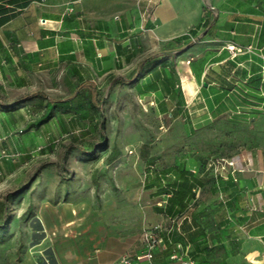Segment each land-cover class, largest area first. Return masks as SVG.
I'll return each instance as SVG.
<instances>
[{"label":"crops","instance_id":"0c3cea01","mask_svg":"<svg viewBox=\"0 0 264 264\" xmlns=\"http://www.w3.org/2000/svg\"><path fill=\"white\" fill-rule=\"evenodd\" d=\"M188 35L193 40L180 43ZM229 45L243 52H230ZM263 66L264 0H0V105L36 92L48 96L86 85L100 92L105 86L101 81L109 80L107 90L129 86L158 115L168 114L175 123L187 121L192 108L199 107L201 122L208 124L235 109L264 107ZM46 104L35 99L19 110H0V139L6 124L16 129L22 124L25 136H33L34 109H40L41 117ZM61 115L57 112L54 119L59 124L81 120L75 114ZM107 138L109 147L88 162L101 165L89 171L86 187L80 184L64 194L70 205L77 199L89 201L92 211L82 217L89 223L78 225V230L63 228L56 236L47 232L42 243L47 256L54 254L61 264H118L122 255L142 252L143 228L163 224L171 232L164 235L165 249L156 255L160 264H168L178 243L196 264L218 261L206 255L207 244L224 246V263L247 258L249 264H264V150L257 151L256 159L247 152L240 159L224 155L235 159L241 172L236 181L221 180L216 195L223 206L210 207L204 193L202 213L190 208L177 227L172 221L182 219L176 217L182 207L176 197L163 195L159 180L147 176L142 167L138 174L124 177L125 148ZM114 147L118 158L110 161ZM198 167L189 161L186 169ZM95 174L105 180L93 179ZM146 184L151 188L145 190ZM204 187L194 189L200 195ZM73 214L63 219L66 226L69 221L73 225ZM43 219L48 226L49 217ZM206 220L217 228L213 241ZM66 244L73 247L65 249Z\"/></svg>","mask_w":264,"mask_h":264},{"label":"rangeland","instance_id":"374dc122","mask_svg":"<svg viewBox=\"0 0 264 264\" xmlns=\"http://www.w3.org/2000/svg\"><path fill=\"white\" fill-rule=\"evenodd\" d=\"M108 83L109 80L101 81L105 86ZM105 86L99 92L104 97L100 114L91 113L92 118L86 121L80 120L73 125L66 121L59 124L54 120L57 119L55 110L49 123L53 122L47 131L41 133L40 128L33 126L41 119L40 109H34L33 136H25L22 124L18 129L9 124L3 128L0 139V264H61L54 254L47 256L43 239L47 232L56 236L63 228L75 227L78 230V225L85 227L89 223L82 218L92 211L89 201L77 199V204L70 205L64 202V194L72 192L75 187L78 189L80 184L85 188L89 171L94 173L98 169L95 166L101 165L99 162L90 166L76 151L92 148L102 141L100 135L112 138L125 148L127 167L121 168L125 170L122 173L124 177L138 174L141 167L146 172L150 164L157 165L158 171L170 173L177 168L188 167L189 161L202 165L213 155L240 159L239 155L247 152L256 159L257 151L264 150V107L235 109V113L213 122L210 120L208 124L201 122L202 109L193 107L192 113L187 114V121L175 123L168 114L158 115L156 110L142 102L131 87L120 85L107 90ZM48 96L67 99L70 92L52 91ZM77 117L81 118L80 115ZM21 129L23 133L19 132ZM6 130L18 136L11 138ZM63 133L69 135L61 137ZM47 134L49 140H46ZM42 146L44 150H41ZM93 179L105 180V176L95 174ZM167 179L172 181L171 176ZM211 180L212 175L207 173L204 192L195 198L197 202L193 211H202L204 193H207L203 197L205 202L211 203L210 207L223 206L217 199L216 190L211 188ZM116 182L120 185L118 179ZM150 188L146 184L144 189ZM87 197L85 199L89 200ZM73 212L77 215L73 225L70 226L69 221V226H66L65 216ZM43 215L50 219L48 226ZM61 245L64 246L63 243ZM70 247L73 245H65V249ZM246 260L244 262L249 264ZM244 262L235 260L229 264Z\"/></svg>","mask_w":264,"mask_h":264},{"label":"trees","instance_id":"16d2710c","mask_svg":"<svg viewBox=\"0 0 264 264\" xmlns=\"http://www.w3.org/2000/svg\"><path fill=\"white\" fill-rule=\"evenodd\" d=\"M189 40L190 38L186 36L180 39V43H186ZM115 83L122 84L123 82L117 80L115 81ZM35 99L47 100V109L41 116V119L33 124L35 128H40L47 122H49L53 117L55 110L59 113H62V115L75 114L77 116L80 115L81 120H88L89 118H92L90 117L91 113L100 114L101 105L104 103V97L99 95L96 87L92 85H86L80 86L79 89L75 92H70V96L64 101H55L49 99L45 93L36 92L20 98L12 103L0 105V110L1 112L19 110L23 104H26ZM83 116L87 118L85 119L83 118ZM101 124L103 125V122H101ZM101 138V142L96 143L92 148H85L84 151L78 154L80 157H82V161L90 162L94 160L95 158H97L95 155L96 152L104 151L109 147L107 136L101 135ZM115 152H117L116 147H114L113 152L108 157L110 161H114L118 158V154ZM208 158H206L205 162L202 165H199L197 174H193L191 170H188L186 168H177L173 170L174 172L172 171L173 173H163L160 170L158 171L157 165L150 164L146 167L147 176H152L154 177V180H159V182L161 183V191H163V195L171 194V197L175 196L178 204L181 205L182 208L176 214L177 218H181L183 215H185L190 208H192V211L194 210V205L197 201L195 199L196 195L193 193V189L205 186V175L209 173L205 170V164ZM170 176L172 177V181H168L167 179ZM202 180H204V183L202 182ZM210 184L211 188L215 189L216 192L219 187L221 188V180H216L213 177ZM170 198L168 197L166 205H169L168 203ZM201 213L202 212H199L197 215H200ZM197 215L192 214L193 217ZM204 225L210 229V239L212 241L216 239V237H218V231H216L217 228L214 227L213 221L206 220ZM236 248H238V246H236ZM203 250H205L206 255L210 259L218 260L214 264H229L220 261V258L225 259L227 257L226 249L224 248V246L221 245L209 247V245L207 244L203 246Z\"/></svg>","mask_w":264,"mask_h":264},{"label":"built area","instance_id":"2783aa9c","mask_svg":"<svg viewBox=\"0 0 264 264\" xmlns=\"http://www.w3.org/2000/svg\"><path fill=\"white\" fill-rule=\"evenodd\" d=\"M188 36H190V40H193L191 35ZM227 49L234 53L243 52V49L236 48L233 45H229ZM262 74H264V66L262 67ZM205 170L209 172L214 179L225 181H236L237 173L241 172L237 167L235 159L220 155L210 156L206 161ZM197 172L196 169L192 170L193 174H197ZM193 193L198 197L199 191L197 189H194ZM184 219L185 216H182L181 220L175 219L172 223L179 227ZM169 232H171V229L166 228L163 224H156L151 227L143 228L140 236L142 252L135 257H131L127 254L122 255L118 260V264H160L156 261V255L160 250L165 249L164 235ZM176 248V252L170 255L168 264H196V261L192 259L186 251H181L182 244H176Z\"/></svg>","mask_w":264,"mask_h":264}]
</instances>
